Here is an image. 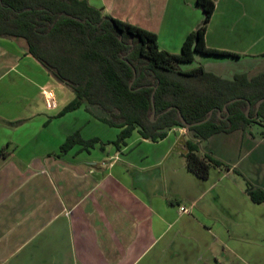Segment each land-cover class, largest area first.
<instances>
[{"label": "crops", "instance_id": "obj_1", "mask_svg": "<svg viewBox=\"0 0 264 264\" xmlns=\"http://www.w3.org/2000/svg\"><path fill=\"white\" fill-rule=\"evenodd\" d=\"M213 1L204 41L237 56L196 53L180 67L228 79L264 71V0ZM88 2L173 53L203 17L196 0ZM73 96L22 37L0 36V264H264V154L250 155L264 144L261 119L207 137L175 125L151 140L134 129L119 146L61 151L76 129L104 142L119 131L84 104L60 114ZM189 140L219 161L205 177L187 167ZM248 156L263 160L256 174L241 168Z\"/></svg>", "mask_w": 264, "mask_h": 264}, {"label": "trees", "instance_id": "obj_2", "mask_svg": "<svg viewBox=\"0 0 264 264\" xmlns=\"http://www.w3.org/2000/svg\"><path fill=\"white\" fill-rule=\"evenodd\" d=\"M203 10L199 25L184 37L178 53L161 49L156 33L104 13L88 0H0V36L22 37L28 52L74 93L61 111L84 104L103 122L119 127L113 140L85 138L79 129L60 144L89 149L106 142L119 146L134 129L157 140L175 125L187 126L196 136L244 128L259 118L264 123V71L251 77L236 73L224 78L201 65L183 69L196 53L236 55L206 45L204 34L213 0H196ZM153 98V99H152ZM155 105L154 119H151ZM226 106V109H224ZM249 111L246 113V109ZM220 110V113H219ZM187 167L205 177L219 161L196 152L197 141H187ZM255 201L263 200L249 188Z\"/></svg>", "mask_w": 264, "mask_h": 264}, {"label": "rangeland", "instance_id": "obj_3", "mask_svg": "<svg viewBox=\"0 0 264 264\" xmlns=\"http://www.w3.org/2000/svg\"><path fill=\"white\" fill-rule=\"evenodd\" d=\"M70 90V89H69ZM103 124V123H102ZM80 133H81V129H79ZM82 135V134H81ZM83 136V135H82ZM88 138V137H85ZM261 153V154H260ZM254 154V156H256L255 154H260L258 158L263 159V154H264V144H259L256 148H255V152H251L250 155ZM257 157V156H256ZM248 157H245V159L243 160V162L241 163V168H243V170H245V172L249 175H252V173L255 171V174L260 170L261 166H263V160L260 162H256L254 161V163L249 162L248 161ZM257 158V159H258ZM256 163V164H255ZM259 164H261V166H259ZM258 167V169H257Z\"/></svg>", "mask_w": 264, "mask_h": 264}, {"label": "water", "instance_id": "obj_4", "mask_svg": "<svg viewBox=\"0 0 264 264\" xmlns=\"http://www.w3.org/2000/svg\"><path fill=\"white\" fill-rule=\"evenodd\" d=\"M153 99V98H152ZM264 99V97H261V98H259L258 100H257V102H256V109L259 107V105H260V103H261V101ZM152 107H153V111H152V113H151V119H154V114H155V105H154V103L152 102ZM224 109H226V106H224ZM212 109H210L209 110V114H208V116H206L204 119H201V120H197V121H195V122H193V123H189V122H187L186 120H185V118L180 114V116H181V119H182V122L186 125V126H190L191 124H198V123H201L202 121H204L205 119H207L209 116H210V114L212 113ZM249 111V108H247L246 109V113ZM219 113H220V110H219Z\"/></svg>", "mask_w": 264, "mask_h": 264}, {"label": "built area", "instance_id": "obj_5", "mask_svg": "<svg viewBox=\"0 0 264 264\" xmlns=\"http://www.w3.org/2000/svg\"><path fill=\"white\" fill-rule=\"evenodd\" d=\"M180 209H181V211H186V208L183 206H181Z\"/></svg>", "mask_w": 264, "mask_h": 264}]
</instances>
